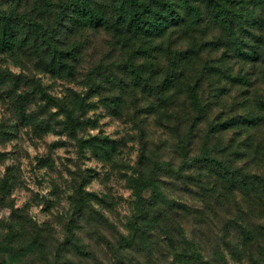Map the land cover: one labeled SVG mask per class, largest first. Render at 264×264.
Instances as JSON below:
<instances>
[{
  "label": "rangeland",
  "instance_id": "1",
  "mask_svg": "<svg viewBox=\"0 0 264 264\" xmlns=\"http://www.w3.org/2000/svg\"><path fill=\"white\" fill-rule=\"evenodd\" d=\"M67 1L22 0L20 10L33 17L53 4L54 11L47 7L53 25ZM167 1L185 23L162 37L111 19L112 0L97 4L102 21L67 18L62 38L76 59L64 75L27 47L15 56L0 53V69L29 78L18 92L40 86L62 104L73 90L94 104L74 133L64 110L44 94L19 105L0 88V264H184L193 251L214 264H264V0H220L225 8L217 0ZM9 8L10 0H0V10ZM230 20L234 30L225 26ZM231 35L245 37L243 46L258 50V58L240 56ZM133 62L161 66L154 87L137 83ZM169 68L181 84L157 95ZM193 88L210 109L200 124L189 101ZM243 117L251 122L241 123ZM231 119L230 129L211 130ZM189 127L194 135L186 139ZM101 136L117 141L111 160L81 147ZM206 136L214 156L232 158L234 175L192 162ZM152 173L176 202L172 208L137 205L129 179ZM153 190L142 194L149 198ZM77 243L86 255L77 253Z\"/></svg>",
  "mask_w": 264,
  "mask_h": 264
},
{
  "label": "trees",
  "instance_id": "2",
  "mask_svg": "<svg viewBox=\"0 0 264 264\" xmlns=\"http://www.w3.org/2000/svg\"><path fill=\"white\" fill-rule=\"evenodd\" d=\"M10 1L11 8L8 10H0V53L15 56L19 51L27 47L31 49L32 54L40 57L47 63V68L52 73L59 75H64V69H71L72 64L68 63L69 59H76L74 50L67 49L64 46L65 40L62 38V32L64 31V28L67 27L65 20L71 17L74 13L78 16H90L97 21H102L105 15L97 7V4H100L99 0H69L57 11L58 20L55 24L51 25L47 7H51L52 11H54L55 8L53 7V4H49L46 8H41L38 14L32 17L33 12L28 13L26 10H20L22 0ZM181 1L187 5L190 3V0ZM214 1L215 0H199L200 3H204L208 6L214 4ZM217 6L221 8L226 7V5L220 0H217ZM112 7L111 19H115L116 22L122 23L127 29L132 30L133 32H144L147 36L162 37L167 30L171 28H181L183 26L182 24L185 23V16L175 9V3L167 0H112ZM222 11L224 15L228 17L226 10L223 9ZM233 25V20L225 22V26L228 29H233ZM241 26L243 28V22H241ZM230 38L231 41L237 45L239 55L244 59L258 58V50L254 49L250 53L247 52L243 46L249 44V42L245 40V37L239 38L237 35H231ZM180 60L181 58L179 57L174 59L171 68L177 66ZM222 71L227 74L225 70ZM130 73L136 78L138 84L143 81L142 85L153 87L155 80L162 74L161 66L154 62L142 64L133 62L131 64ZM229 77H231V73L229 74ZM177 82L181 84L180 77L178 78V75L174 70L169 68L166 70V74L160 82L162 89L156 90L157 95L175 88ZM28 83L29 78L26 75L16 74L7 69H0V88L3 86L4 95L7 98H10L13 103L20 105L22 98L24 99L23 101L32 103L38 95L44 94L45 97L49 98L48 103L53 100V102L55 101V106H59L64 110L66 116L64 124L67 125V129L74 133L80 131L78 128L83 127L85 124L82 120L85 117V112L88 109H92L94 105L92 102H88L84 96L73 90H71L69 100L62 104L49 96L46 93V90L40 86L35 87L32 94H28L22 90L21 92H18L21 87L24 88V85ZM189 99L192 109L196 112L194 121L200 124L202 120L209 116L210 109L207 104L200 100L198 92L194 88L190 89ZM262 106L264 107V101ZM16 107L18 108L19 106L17 105ZM242 120H244L241 122L243 124L251 122L249 117H243ZM90 121L91 123H95L96 120L91 119ZM231 124L232 119L226 120L219 124L218 127H214L211 130L221 132L222 128H219L220 125H222L225 130H228L231 128ZM40 127H48V123L40 122ZM193 135L194 131L189 127L185 134L186 139H191ZM211 146L209 137H207L202 147V153L195 156L192 159V162L215 163L224 171V173L234 175V169L231 164L232 158H225L223 160L219 159L213 155ZM81 147L83 149L84 147H89L94 152L101 151L102 155L109 160L113 158V153L118 148L117 141L108 136L94 137L91 140H82ZM183 153L186 155L185 151ZM158 168L162 170L161 165H159ZM169 169L174 173H181L180 171L175 170L171 164H169ZM129 183H131L133 194L136 197V203L137 205H141V207L144 202H148L147 208L151 209H161L158 207L160 204H165L172 208L176 203L174 201L173 204L172 200H169L163 182L159 180V177L156 176L155 173H152L149 177H146L144 174H141L137 178L131 177ZM5 184L6 182H3L1 187L5 186ZM150 187L154 188V190L151 197L147 198L143 196L142 193ZM210 189L216 191V187H211ZM87 194L90 195V193ZM82 201V198L77 199L78 205H80L79 209H82ZM143 219L147 223L150 222L148 216ZM193 246L194 244H192V247ZM74 248L78 254L86 255L87 253L78 243L75 244ZM180 261L184 264H214L212 261L205 260L199 251H193L190 253V256L185 255Z\"/></svg>",
  "mask_w": 264,
  "mask_h": 264
}]
</instances>
